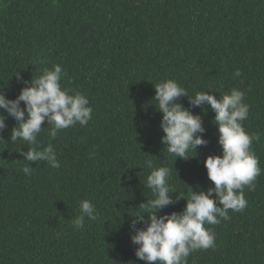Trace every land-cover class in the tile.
Here are the masks:
<instances>
[{
	"label": "trees",
	"instance_id": "obj_1",
	"mask_svg": "<svg viewBox=\"0 0 264 264\" xmlns=\"http://www.w3.org/2000/svg\"><path fill=\"white\" fill-rule=\"evenodd\" d=\"M0 264H264V0H0Z\"/></svg>",
	"mask_w": 264,
	"mask_h": 264
}]
</instances>
